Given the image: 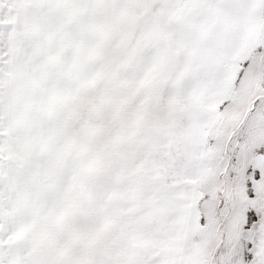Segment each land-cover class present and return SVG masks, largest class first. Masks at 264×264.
<instances>
[{"label":"snow or ice","instance_id":"obj_1","mask_svg":"<svg viewBox=\"0 0 264 264\" xmlns=\"http://www.w3.org/2000/svg\"><path fill=\"white\" fill-rule=\"evenodd\" d=\"M0 264H264V0H0Z\"/></svg>","mask_w":264,"mask_h":264}]
</instances>
